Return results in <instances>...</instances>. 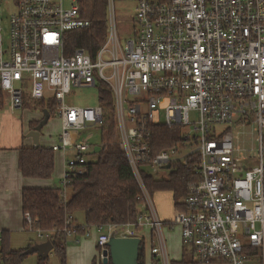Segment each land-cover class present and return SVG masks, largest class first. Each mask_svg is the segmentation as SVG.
<instances>
[{"label": "built area", "instance_id": "obj_1", "mask_svg": "<svg viewBox=\"0 0 264 264\" xmlns=\"http://www.w3.org/2000/svg\"><path fill=\"white\" fill-rule=\"evenodd\" d=\"M80 1L15 0L6 36L0 26V90L11 111L26 98L55 101L61 130L51 149L70 156L63 203L70 177L103 147L90 142L92 131L79 138L100 128L102 106L69 105L65 98L99 84L111 91L118 144L141 193L135 220L97 227L99 261L112 237H139L147 228L161 239L170 224L179 226L196 264H264V0H106V39L94 56L84 48L66 53L64 32L89 25ZM116 1L135 4L125 41L116 28ZM254 125L256 146L242 153L235 135ZM161 127L181 133L154 153ZM175 165H192L194 178L183 207L160 220L142 177L167 178ZM24 220L48 240L30 226L27 212ZM79 228L85 227L66 216L65 237ZM151 253L169 264L161 242Z\"/></svg>", "mask_w": 264, "mask_h": 264}, {"label": "trees", "instance_id": "obj_2", "mask_svg": "<svg viewBox=\"0 0 264 264\" xmlns=\"http://www.w3.org/2000/svg\"><path fill=\"white\" fill-rule=\"evenodd\" d=\"M106 0H81L80 13L89 25L80 29L64 32L66 53L75 48H84L94 56L106 39ZM98 104L103 109V122L100 126L102 149L97 152L95 160H87L82 166V174L72 175L67 185V200L62 202L59 188H25L22 191L23 213L30 215V226L35 230L48 233L52 243V251L58 256L60 263L65 264L66 237L63 233L66 216H71L75 222L77 213H81L85 226L101 227L110 223H125L136 219L140 205V189L133 176L131 168L117 142V126L114 120L113 96L103 84H99ZM40 111L46 109L54 115L57 105L53 99L31 100ZM27 103L24 101L23 107ZM22 107V108H23ZM4 108L2 92L0 90V111ZM38 121H32L34 127ZM179 127H161L155 133L163 140L154 153L172 145L179 140ZM94 153V152H93ZM18 167L24 177L48 179L54 170V151L50 147L40 145L34 147H20L18 149ZM192 163V162H191ZM195 171L192 165H175L168 172L167 178H156L152 175H143V182L152 195L158 191H170L173 194L176 206L183 207L188 182L194 178ZM28 224L24 220V227ZM80 230V228H79ZM142 249L139 251L138 264H145L144 239H141ZM30 246V245H29ZM97 249L99 246L96 245ZM28 248V247H27ZM11 249L0 242V262L3 264H22L28 255L23 252L27 249ZM188 250V249H185ZM189 256L182 255L180 259L172 260L169 264H196L193 250ZM45 259L38 258L37 264H46ZM157 260L152 257V264ZM92 264H95L92 262ZM102 264V261H99Z\"/></svg>", "mask_w": 264, "mask_h": 264}, {"label": "crops", "instance_id": "obj_3", "mask_svg": "<svg viewBox=\"0 0 264 264\" xmlns=\"http://www.w3.org/2000/svg\"><path fill=\"white\" fill-rule=\"evenodd\" d=\"M30 109H34L39 112H32L30 111ZM1 112L4 113L7 112L8 114L6 113L7 115L0 119V237H1L0 242L2 241V239L5 240V244H7L9 248L14 250L24 249L29 247V245L31 246L34 243H37V241L36 242L32 241V239L29 237V235L31 234L30 232L32 231H29L24 227V213L22 209V191L25 188H57L58 187L57 182L60 181L64 173V160L66 159L67 154L66 153L63 154L62 152L59 151L56 152L54 151V170L50 178L37 179V178L24 177L18 167V156H19L18 149L20 147L36 146L32 137L28 136L29 131L33 128L31 127L30 123L32 121L39 122L43 117V113L36 106L33 105V102H31L30 98H27L26 105L21 109H18L16 111H11L6 105H4V108L0 111V113ZM45 125L39 132L38 145L51 148V145L55 144L56 141L58 140L60 132L57 134V137L52 138L51 131L50 133L48 130L45 131L47 127V126L45 127ZM56 153L59 154L57 157H55ZM165 192L166 191H158L155 193L156 196H160L162 194H165ZM170 194H169L170 202L172 204V210L174 213L176 209H181V208L176 206V202L174 200L172 192H170ZM154 212L156 214L155 209ZM76 215H77L76 216L77 219L78 217L82 218V222L76 220L75 224H77L78 226L89 228L96 232V236H95V246H96V240H97V235L99 234V230L97 229V227L94 226L86 227L84 225V219L82 214L77 213ZM166 218H164L163 220L169 219ZM105 227L106 226H102L100 230H105L106 229ZM85 228L83 230H79L77 233H74L71 236L66 237V243L68 242L67 239L69 238L71 239L72 237L74 238L78 237V239L79 238L81 239L82 234L85 235L86 237H90L91 233L87 235L85 234V232L88 231L85 230ZM78 239H74V241L82 242V239L81 241L80 239L79 240ZM88 240L89 239H83V241L85 242H87ZM66 243H65V251H66L65 264H69L70 262H67V255L69 256V253H68V249L66 248ZM77 248L79 252L72 251V254L75 253L76 255H83L84 257L88 256L87 251H85L83 247L81 248L77 247ZM39 257L40 256L38 255V258ZM152 257L155 256L152 255ZM37 263H38V259L36 261V264ZM22 264L25 263L23 262Z\"/></svg>", "mask_w": 264, "mask_h": 264}, {"label": "rangeland", "instance_id": "obj_4", "mask_svg": "<svg viewBox=\"0 0 264 264\" xmlns=\"http://www.w3.org/2000/svg\"><path fill=\"white\" fill-rule=\"evenodd\" d=\"M134 2L132 1H116L115 3V10H116V28L117 32L120 35L121 40L125 41L127 38L130 37L131 31L133 28V24L127 20L130 19L131 15L134 13ZM15 9V0H0V26L3 29V33L6 36L8 33L9 28V15L10 13ZM98 101V91L96 87H82L73 89L72 93L65 98V102L69 105H77V106H96ZM21 109V108H20ZM32 112H39L34 109H30ZM7 112H1L0 113V119L4 116H6ZM195 113H191L189 118L191 121L196 120ZM20 119V118H19ZM116 123V122H115ZM47 126V127H46ZM46 129L45 131H51V137L55 138L57 137V134L60 132L61 129V120L56 114H52L45 125ZM44 127V128H45ZM92 131L93 137L91 138V143H99L101 138V130L100 128H93V129H87L83 132H80L79 138L82 139L86 136L88 132ZM257 128L254 125L253 127H247L243 129V131L239 132V135H235V139L239 141V146L243 149L240 151L244 153V151L249 150L251 146H256L254 142V136L256 135ZM252 133V134H251ZM58 141V140H57ZM56 141V143H57ZM117 142L119 143L118 137ZM67 157L69 156V152L66 153ZM59 154L56 153L55 157H57ZM97 157L96 153H88L87 159L88 160H95ZM58 180V179H57ZM59 189L62 188V177L60 181L57 182ZM170 192L166 191L165 194H162L160 196H156V193L152 195L151 201L153 203L154 209L156 211V214L159 219L163 220L164 218L170 219L173 215L172 210V204L170 202ZM172 198V197H171ZM79 222H82V218L78 217L77 219ZM85 230H88L85 232V234L91 233L90 237H86L85 235L82 236V242H75L74 239H78L72 237L71 239H67L68 242L66 243V248L68 249L69 256L67 255V262H70L69 264H92L94 262L95 264H99V258H98V249L95 246V236L96 232L94 230H91L89 228H85ZM31 234L29 237L32 239V241L43 242L46 239L44 237H39L35 232H30ZM139 233L141 238L144 239V259L145 264H152V255H151V247L152 246H160V242L163 244V249L166 254L168 262L172 260L180 259L182 255L189 256V250H185L186 247L182 246L181 238H180V229L178 225L171 226L170 224H166L161 229V239H159V236L156 232H153L151 229L147 228H141L139 229ZM79 236V235H78ZM74 238V239H73ZM80 239V238H79ZM78 239V240H79ZM80 239V241H81ZM83 239H89L87 242L83 241ZM83 247L85 251H87L88 256L84 257L83 255H76L75 253L72 254V251H78V248ZM38 259V253H32L28 255L24 263L25 264H36V261ZM160 259L161 261H158V264H163L162 258L155 256L154 260ZM47 264H61L60 260L58 259V256L51 251L48 257Z\"/></svg>", "mask_w": 264, "mask_h": 264}, {"label": "water", "instance_id": "obj_5", "mask_svg": "<svg viewBox=\"0 0 264 264\" xmlns=\"http://www.w3.org/2000/svg\"><path fill=\"white\" fill-rule=\"evenodd\" d=\"M42 119L29 131L28 136L32 137L35 145H38L39 132L47 123L50 114L44 109L42 111ZM100 151V147L96 146L94 153ZM170 164H166L165 168H169ZM52 243L49 240L34 243L29 246L23 253L29 255L38 253V255L45 259L52 250ZM142 249L140 237H112L108 243L107 248L102 251V264H138L139 251Z\"/></svg>", "mask_w": 264, "mask_h": 264}]
</instances>
